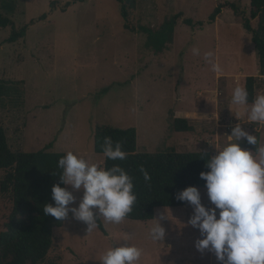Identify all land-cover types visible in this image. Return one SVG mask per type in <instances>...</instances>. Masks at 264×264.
Segmentation results:
<instances>
[{"label": "rangeland", "instance_id": "rangeland-1", "mask_svg": "<svg viewBox=\"0 0 264 264\" xmlns=\"http://www.w3.org/2000/svg\"><path fill=\"white\" fill-rule=\"evenodd\" d=\"M221 1L235 2L242 14L223 10L209 22ZM2 2V13L14 24L0 28V84L11 90L0 98V125L12 148L33 152L53 142V151H73L104 167L105 156L94 149L97 125L135 127L140 150L150 153L176 149L215 155L237 124L255 135L250 103L231 105L233 89L259 73L252 35L243 26L251 0H136L127 18L116 0H17L14 13L2 9ZM176 14L173 41L155 51L148 46L150 33L140 27L156 31ZM188 18L193 26L185 23ZM14 26H27V33L8 42ZM214 63L220 71L213 70ZM258 94H264V78L257 83ZM172 116L187 118L193 130L176 132ZM260 129L264 144V125ZM198 189L202 203L213 207L207 189ZM69 190L78 205L83 190ZM11 210L10 195L0 191V231ZM167 211L161 242L150 235L155 219L108 224L101 218L106 233L98 224L88 233V226L69 213L54 228L50 257L59 256L63 264H101L109 247L128 239L143 249L140 264H223L214 253L196 249L202 237L187 223L193 206L159 207L155 218Z\"/></svg>", "mask_w": 264, "mask_h": 264}, {"label": "clouds", "instance_id": "clouds-1", "mask_svg": "<svg viewBox=\"0 0 264 264\" xmlns=\"http://www.w3.org/2000/svg\"><path fill=\"white\" fill-rule=\"evenodd\" d=\"M193 52L198 54L196 49ZM211 55L207 54L208 57ZM212 67L214 71H220L219 64L214 63ZM248 104L247 89L237 85L232 91L231 105ZM236 115L239 118V114ZM248 120L264 125V94L256 95L251 101ZM226 136L228 143L217 146L216 154L207 158L205 166L208 170L200 173V178L206 181L207 195L213 207L202 203L196 186L180 191L176 199L193 206L194 214L187 223L198 229L202 237L195 243L198 251L214 253L223 264H264V144L240 124ZM242 139L256 150L241 147ZM103 155L117 161L126 159L127 154L119 142L105 137ZM58 168L61 170L60 183L52 186L54 205H44L45 216L63 221L71 213L75 220L88 226L89 233L101 218L108 224H120L133 211L137 200L133 178L119 164L106 168L67 151L58 160ZM140 171L146 182L151 181L147 170L141 168ZM69 186L77 192L83 190L78 205ZM167 218L168 211L154 218L157 223L150 230L153 241L164 240L166 229L161 221ZM142 255V248L125 239L109 247L101 255L100 262L140 264Z\"/></svg>", "mask_w": 264, "mask_h": 264}, {"label": "trees", "instance_id": "trees-1", "mask_svg": "<svg viewBox=\"0 0 264 264\" xmlns=\"http://www.w3.org/2000/svg\"><path fill=\"white\" fill-rule=\"evenodd\" d=\"M85 1V0H74ZM121 4L124 18L128 17V10L134 9L136 0H116ZM17 0H3L2 9L14 13ZM224 11L235 15L242 14L240 7L231 1H221L209 17L214 22ZM179 14L166 20L161 27L153 31L141 26L142 31L148 32V46L157 52L164 51L173 41L175 24ZM251 19L257 20L253 26ZM185 23L193 26L194 20L188 18ZM14 25L12 19L3 14L0 9V28ZM203 21L199 25H203ZM243 26L251 33L259 58V75L248 76L246 86L249 93V103L256 96L257 83L264 78V0H251L250 17L243 18ZM27 26L17 29L15 26L8 42H16L27 33ZM171 34V36H170ZM110 87L103 89L108 92ZM11 90H5L0 84V98L8 95ZM21 96V94H19ZM20 99V97L18 98ZM17 99V100H18ZM16 101V100H15ZM172 126L176 132L193 130L187 118L172 116ZM255 135L260 141V124H256ZM105 137H111L113 142H119L126 152V159L113 161L105 157L104 167L110 168L119 164L133 178L134 192L137 196L133 211L126 218L137 221H150L155 218L159 207H178L189 203L176 199L177 194L189 186L206 188V181L200 178L202 171H207V158L213 155L210 151L180 152L176 149L165 152H144L138 144V132L135 127L125 129L111 125H97L94 132V149L103 154ZM54 143L50 142L44 149L33 152L14 149L9 144L6 129L0 125V191L10 195L12 210L5 223V229L0 231V264H63L59 256L50 257L54 248V228L61 227L63 221L52 216H45L43 212L46 203H52V186L60 183L58 160L65 152L53 151ZM243 148L256 150V147L245 140ZM141 168L147 170L151 181L146 182ZM63 187L64 185L61 184ZM98 227L106 233L103 222L98 221Z\"/></svg>", "mask_w": 264, "mask_h": 264}, {"label": "crops", "instance_id": "crops-1", "mask_svg": "<svg viewBox=\"0 0 264 264\" xmlns=\"http://www.w3.org/2000/svg\"><path fill=\"white\" fill-rule=\"evenodd\" d=\"M258 75H259V73H258ZM258 75H257V76H258ZM183 118H184V117H183Z\"/></svg>", "mask_w": 264, "mask_h": 264}]
</instances>
